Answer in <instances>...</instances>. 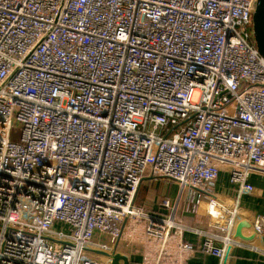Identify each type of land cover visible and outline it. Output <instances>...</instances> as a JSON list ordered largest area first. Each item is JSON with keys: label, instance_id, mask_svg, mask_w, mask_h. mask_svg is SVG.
<instances>
[{"label": "built area", "instance_id": "1", "mask_svg": "<svg viewBox=\"0 0 264 264\" xmlns=\"http://www.w3.org/2000/svg\"><path fill=\"white\" fill-rule=\"evenodd\" d=\"M255 2L0 0V264L222 263L246 246L238 200L213 189L264 176Z\"/></svg>", "mask_w": 264, "mask_h": 264}, {"label": "crops", "instance_id": "2", "mask_svg": "<svg viewBox=\"0 0 264 264\" xmlns=\"http://www.w3.org/2000/svg\"><path fill=\"white\" fill-rule=\"evenodd\" d=\"M249 182L255 189L254 193L238 197L234 187L229 183L228 176L221 173L213 190L222 197L237 199L240 212L253 221L258 216H264V176L252 175ZM171 193L174 194L173 191ZM190 222L196 223L197 218L190 219ZM184 240L191 243L197 242V238L189 233L184 234ZM244 243L246 246L235 247L222 263L211 255L196 252L186 264H264V256L260 252L264 249L262 237L257 235L252 241H244ZM138 260L137 257H133L130 264H136Z\"/></svg>", "mask_w": 264, "mask_h": 264}, {"label": "water", "instance_id": "3", "mask_svg": "<svg viewBox=\"0 0 264 264\" xmlns=\"http://www.w3.org/2000/svg\"><path fill=\"white\" fill-rule=\"evenodd\" d=\"M252 30H253V41L255 44V48L258 54L264 59V0H256L255 2L254 12L252 14ZM153 178L154 177L151 176L145 181L146 195L144 200H146L149 196V185ZM240 217L241 220L236 224L235 227L234 238L247 242V241H252L256 235L262 237V232L259 226L253 225L252 220L246 215L241 214ZM249 229L252 230V233L249 236H245L243 234V231ZM262 243L264 244L263 237H262ZM95 253L108 258L106 264H120L119 261H122V264H129L128 260L120 256L118 253H115L112 256L103 252H95Z\"/></svg>", "mask_w": 264, "mask_h": 264}, {"label": "rangeland", "instance_id": "4", "mask_svg": "<svg viewBox=\"0 0 264 264\" xmlns=\"http://www.w3.org/2000/svg\"><path fill=\"white\" fill-rule=\"evenodd\" d=\"M196 94H194V96H193V100H195L196 99ZM19 136H20V133H19V131H16V132H12V134H11V136H10V139H11V141H18L19 140ZM166 186H168L166 183H164V184H162V188L160 189V192H161V194H162V196L164 195V193L166 192ZM170 186H172V185H169V187ZM168 192V191H167ZM166 196H168L169 198H173V193H169L168 192V195H166ZM52 229L53 230H55V231H60V230H62L61 229V226H59L57 223H55L54 225H53V227H52Z\"/></svg>", "mask_w": 264, "mask_h": 264}]
</instances>
